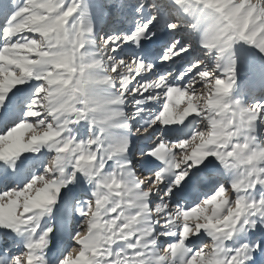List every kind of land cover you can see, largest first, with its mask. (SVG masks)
I'll use <instances>...</instances> for the list:
<instances>
[{
  "label": "snow or ice",
  "instance_id": "obj_1",
  "mask_svg": "<svg viewBox=\"0 0 264 264\" xmlns=\"http://www.w3.org/2000/svg\"><path fill=\"white\" fill-rule=\"evenodd\" d=\"M0 264H264V0H0Z\"/></svg>",
  "mask_w": 264,
  "mask_h": 264
}]
</instances>
